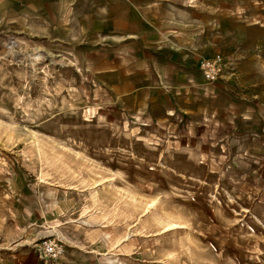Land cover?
Returning a JSON list of instances; mask_svg holds the SVG:
<instances>
[{"label":"rangeland","instance_id":"rangeland-1","mask_svg":"<svg viewBox=\"0 0 264 264\" xmlns=\"http://www.w3.org/2000/svg\"><path fill=\"white\" fill-rule=\"evenodd\" d=\"M8 4L0 264L26 253L45 264L48 239L65 247L54 264H264L262 21L236 16L232 42L209 52L221 79L186 66L194 77L176 74L168 112L148 115V97L116 98L88 51L23 31Z\"/></svg>","mask_w":264,"mask_h":264},{"label":"crops","instance_id":"crops-1","mask_svg":"<svg viewBox=\"0 0 264 264\" xmlns=\"http://www.w3.org/2000/svg\"><path fill=\"white\" fill-rule=\"evenodd\" d=\"M5 1L23 31L88 51L94 79L116 98L142 106L148 97V115L168 112L176 77H194L186 66L232 42L236 16L257 17L264 30V0H1L2 8ZM25 255L5 264H38Z\"/></svg>","mask_w":264,"mask_h":264},{"label":"built area","instance_id":"built-area-1","mask_svg":"<svg viewBox=\"0 0 264 264\" xmlns=\"http://www.w3.org/2000/svg\"><path fill=\"white\" fill-rule=\"evenodd\" d=\"M224 69L225 63L220 54L202 58L198 63V70L207 83L219 81ZM42 242L39 247V254L45 264H54L65 253V247L59 240L48 239Z\"/></svg>","mask_w":264,"mask_h":264},{"label":"bare ground","instance_id":"bare-ground-1","mask_svg":"<svg viewBox=\"0 0 264 264\" xmlns=\"http://www.w3.org/2000/svg\"><path fill=\"white\" fill-rule=\"evenodd\" d=\"M168 226L169 227H171V226L173 227V226H177V224H169Z\"/></svg>","mask_w":264,"mask_h":264}]
</instances>
